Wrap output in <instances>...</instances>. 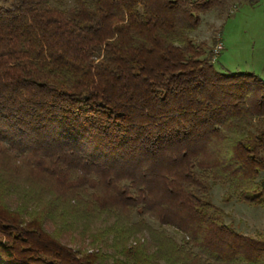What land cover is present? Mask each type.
Masks as SVG:
<instances>
[{
	"label": "trees",
	"instance_id": "16d2710c",
	"mask_svg": "<svg viewBox=\"0 0 264 264\" xmlns=\"http://www.w3.org/2000/svg\"><path fill=\"white\" fill-rule=\"evenodd\" d=\"M220 3L0 6L1 191L30 172L62 192L71 218L112 217L123 242L111 256L74 249L44 215L0 205V264H264V237L239 234L211 202L219 183L264 209V80L216 70L212 49L190 35ZM43 206L55 212L57 199Z\"/></svg>",
	"mask_w": 264,
	"mask_h": 264
},
{
	"label": "rangeland",
	"instance_id": "374dc122",
	"mask_svg": "<svg viewBox=\"0 0 264 264\" xmlns=\"http://www.w3.org/2000/svg\"><path fill=\"white\" fill-rule=\"evenodd\" d=\"M220 1L219 6L201 15L200 24L190 34L191 37L196 42L206 43L212 51L217 43L222 44V50L213 55V65L216 70L224 73H254L264 78V0H256L253 5L248 4L246 0ZM7 3L8 0H0V6ZM29 173L24 171L12 177L11 186L5 187L7 191H1V187L0 205L16 210L21 205L24 206L19 211L25 218L33 217L35 213V216L44 215L45 230L56 235L55 238L61 243L74 249L88 253L101 250L103 254L111 256L123 245L121 241L117 243L116 235L109 230L114 221L112 217L102 215L88 220L71 218L58 199L61 198L62 192L53 190L55 188L51 182L41 181L40 184L34 185L27 178ZM261 179H264V171L257 180ZM210 195L212 204L224 213V222L230 224L236 232L252 238L264 237L262 207L242 202L231 189L219 183L212 184ZM49 199H57L58 207L55 212H51L47 206H43L44 209L42 207ZM37 200L41 201L40 204H37ZM134 221H137L135 215L132 217V222ZM147 224L152 229L159 230L156 222L147 219ZM163 230H166L168 237L179 242L180 238L176 232L170 229ZM151 238L152 236L145 233L140 235V240H145L150 252L155 249ZM100 239L102 245L99 243ZM104 241L106 247L103 245ZM135 241L128 240L127 244L133 245ZM95 243L96 245H93ZM99 244L100 249H98ZM111 261L112 257H109L107 264Z\"/></svg>",
	"mask_w": 264,
	"mask_h": 264
},
{
	"label": "built area",
	"instance_id": "2783aa9c",
	"mask_svg": "<svg viewBox=\"0 0 264 264\" xmlns=\"http://www.w3.org/2000/svg\"><path fill=\"white\" fill-rule=\"evenodd\" d=\"M222 44L221 43H217L216 45H215V47L213 48V54H217V53H219L221 50H222Z\"/></svg>",
	"mask_w": 264,
	"mask_h": 264
},
{
	"label": "crops",
	"instance_id": "0c3cea01",
	"mask_svg": "<svg viewBox=\"0 0 264 264\" xmlns=\"http://www.w3.org/2000/svg\"><path fill=\"white\" fill-rule=\"evenodd\" d=\"M264 75V74H263ZM261 78V77H260ZM264 80V78H262Z\"/></svg>",
	"mask_w": 264,
	"mask_h": 264
}]
</instances>
